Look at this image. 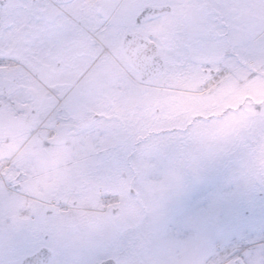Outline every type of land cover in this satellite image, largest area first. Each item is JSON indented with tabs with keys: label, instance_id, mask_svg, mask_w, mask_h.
<instances>
[{
	"label": "flooded vegetation",
	"instance_id": "af4514ba",
	"mask_svg": "<svg viewBox=\"0 0 264 264\" xmlns=\"http://www.w3.org/2000/svg\"><path fill=\"white\" fill-rule=\"evenodd\" d=\"M216 3L214 7L212 0H0V60L14 56L17 65L14 72H0V264H211L225 243L243 247L238 237L225 241L208 234L196 243L188 228L172 227L176 232L163 237L160 233L157 239L159 223L152 224L145 215L116 216L118 230L115 216L92 217L98 225L88 231L89 222L80 216V197L54 198L52 193L55 184L67 185L62 176L68 158L63 133L67 117L55 113L61 106L47 103L46 95L38 107L30 103L37 99L31 85L39 81L47 91L53 80L71 79L68 89H74L93 67L101 69L92 73L96 78L139 76L124 47L126 36L150 38L165 65L171 48L181 43V31L189 32L197 24V7L204 6L206 31H231L238 25L264 31V0ZM6 48L12 52L5 53ZM111 62L124 69V64L129 66L133 74L110 71ZM82 63L87 64L83 72ZM19 91L27 98H20ZM61 202L75 211L59 212ZM245 250L246 264H259L254 242L218 264H238L236 258H243Z\"/></svg>",
	"mask_w": 264,
	"mask_h": 264
},
{
	"label": "rangeland",
	"instance_id": "374dc122",
	"mask_svg": "<svg viewBox=\"0 0 264 264\" xmlns=\"http://www.w3.org/2000/svg\"><path fill=\"white\" fill-rule=\"evenodd\" d=\"M212 1L215 7L217 0ZM203 10L204 6L197 7V24L189 32L181 31V43L171 48L169 71L148 82L142 83L139 76L135 79L114 75L96 78L92 73L101 69L93 67L88 71L91 74L80 79L61 102L60 94L73 80L50 82L52 90L59 93V98L45 91L39 81L37 85H31L37 93L36 101H30L31 104L38 107L43 95H46L47 103L61 106V110L55 113L61 118L67 116L63 133L68 142V158L64 160L65 173L62 174L67 185L61 188L55 184L52 193L54 198L60 195L71 200L80 197V216L86 217L89 222L91 228L88 231H95L98 225L92 217L115 216L118 230L120 220L116 216L126 219L145 215L151 218L149 222L152 224L159 223L156 228L159 239L160 233L163 237L166 232H176L172 227L181 228L171 222V217L177 215L178 188L189 167L194 168L201 160L211 158L222 170L236 173L237 179L243 180L247 175L254 174L250 172L251 163L247 158H238L228 152L224 135L204 133L236 122L233 110L238 103H247L243 90L249 83L248 70L253 65L264 63V31H250L248 26L242 25L232 27L231 31H206L208 18ZM11 52L5 49V53ZM225 52L233 58L232 81L238 95L218 99L210 90H204V81L208 78L207 68L214 66V62ZM172 62L177 65L175 69L171 68ZM110 65L112 72L128 71L133 74V70L125 64L127 69L119 62H111ZM80 66L82 72L87 68L86 63ZM14 71L15 67L0 68L3 73ZM25 82L26 87L31 84L28 80ZM217 87L219 84L214 89ZM27 95L19 91L20 98H27ZM51 104L45 109L46 113L50 111ZM169 127L173 128L171 136L163 131ZM186 127L197 135L184 143L178 139V129ZM115 128L121 133L120 147L105 151ZM233 139L238 140L239 137L234 134ZM162 142L169 144L172 153L166 160L162 159ZM110 196L115 198L109 201ZM60 205L59 212L75 211L71 204ZM163 225L171 230L163 229ZM190 231L196 243L205 237V233ZM261 236L264 233L247 231L239 239L244 244L258 240L259 264H264V247H261L264 240ZM225 244L235 246L237 243L229 241ZM233 251L234 248L223 260L230 258Z\"/></svg>",
	"mask_w": 264,
	"mask_h": 264
},
{
	"label": "snow or ice",
	"instance_id": "6c2138e0",
	"mask_svg": "<svg viewBox=\"0 0 264 264\" xmlns=\"http://www.w3.org/2000/svg\"><path fill=\"white\" fill-rule=\"evenodd\" d=\"M165 59L164 73H167L169 61ZM232 59L225 52L214 62V66L206 70L208 77L219 84L216 89H210L218 99L238 95L232 81ZM176 67V63L172 62L171 68ZM247 74L250 79L243 90L247 103H238L233 110L236 122L204 134L224 135L228 152L238 158H247L251 163L250 172L254 174L247 175L243 180L237 179L236 173L222 170L211 158L201 160L194 168L187 169L185 179L178 188L177 215L171 217V222L181 228L225 241L234 236L243 238L247 231L264 233V63L253 65ZM163 131L168 136L173 134L172 127ZM178 131V139L184 143L197 135L187 127ZM234 134L239 137L238 140L233 139ZM120 135L118 128L113 129L104 150H118ZM160 148L162 159H168L172 154L169 144L162 142ZM260 238L264 239V236ZM242 255L240 264H246L248 250Z\"/></svg>",
	"mask_w": 264,
	"mask_h": 264
},
{
	"label": "water",
	"instance_id": "95a60500",
	"mask_svg": "<svg viewBox=\"0 0 264 264\" xmlns=\"http://www.w3.org/2000/svg\"><path fill=\"white\" fill-rule=\"evenodd\" d=\"M142 37H127L124 45L141 77L149 79L162 71L164 63L162 57L156 53L155 43L145 36ZM236 262L240 264L241 258H237Z\"/></svg>",
	"mask_w": 264,
	"mask_h": 264
},
{
	"label": "bare ground",
	"instance_id": "6f19581e",
	"mask_svg": "<svg viewBox=\"0 0 264 264\" xmlns=\"http://www.w3.org/2000/svg\"><path fill=\"white\" fill-rule=\"evenodd\" d=\"M16 63V60L14 59H11V58H7V59H4V62L3 64L1 65H10V66H13L15 65ZM217 82V80L215 79H211L207 84H206V87H209L211 84ZM111 198H115V196H110V199L109 201L111 200ZM233 250V246L232 245H226L222 250H220L218 252V254L216 255V257L213 259V261L211 262V264L214 262V261H218L219 259L227 256L230 252H232Z\"/></svg>",
	"mask_w": 264,
	"mask_h": 264
}]
</instances>
